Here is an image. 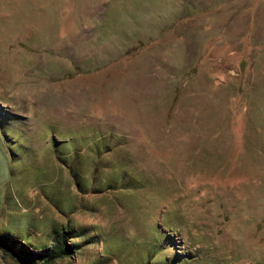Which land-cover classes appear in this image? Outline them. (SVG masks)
<instances>
[{
    "label": "rangeland",
    "instance_id": "374dc122",
    "mask_svg": "<svg viewBox=\"0 0 264 264\" xmlns=\"http://www.w3.org/2000/svg\"><path fill=\"white\" fill-rule=\"evenodd\" d=\"M68 224L57 264H264V0H0V232Z\"/></svg>",
    "mask_w": 264,
    "mask_h": 264
},
{
    "label": "trees",
    "instance_id": "16d2710c",
    "mask_svg": "<svg viewBox=\"0 0 264 264\" xmlns=\"http://www.w3.org/2000/svg\"><path fill=\"white\" fill-rule=\"evenodd\" d=\"M85 233V230H77L70 224L61 229L54 228L51 235L52 246L40 249L34 247L30 239L27 236L22 237L20 233L0 232V250L20 264H57L60 260L75 258L82 251L80 238ZM94 238L87 243L97 242Z\"/></svg>",
    "mask_w": 264,
    "mask_h": 264
}]
</instances>
